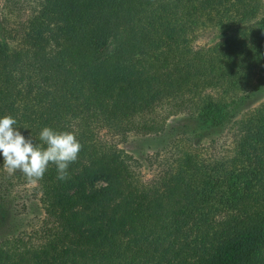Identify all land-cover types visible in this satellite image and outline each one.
I'll use <instances>...</instances> for the list:
<instances>
[{
    "label": "trees",
    "instance_id": "16d2710c",
    "mask_svg": "<svg viewBox=\"0 0 264 264\" xmlns=\"http://www.w3.org/2000/svg\"><path fill=\"white\" fill-rule=\"evenodd\" d=\"M261 8L262 0H39L20 30L0 15V116L34 144L47 126L73 131L82 146L67 179L50 164L32 181L44 212L36 244L15 223L14 189L29 180L0 165V264H264V104L230 116L208 92L242 93L243 109L264 91ZM212 28L225 39L195 50L197 32ZM162 106L182 115L176 125L145 120ZM227 127L230 154L184 151L144 186L99 141L101 131H166L194 145L198 129Z\"/></svg>",
    "mask_w": 264,
    "mask_h": 264
},
{
    "label": "rangeland",
    "instance_id": "374dc122",
    "mask_svg": "<svg viewBox=\"0 0 264 264\" xmlns=\"http://www.w3.org/2000/svg\"><path fill=\"white\" fill-rule=\"evenodd\" d=\"M39 0H0V15L5 22L7 28L12 30H20L21 26L34 14L38 7ZM264 0H262V8L259 19L264 16ZM225 39V34L219 29H203L197 32L193 39L192 47L196 50L208 49ZM213 93L215 98L225 102L228 107L227 111L230 116L239 112L236 117H245L247 114L264 104V91L258 95L254 102L247 104V107H240L236 104L239 96H223L221 91H208ZM168 106L158 108L157 111L146 118L150 123L166 122V124L176 125L178 119L182 115L173 117ZM171 116V117H170ZM236 119V118H235ZM138 121H143L139 119ZM182 123L180 124V126ZM198 133L202 135L199 140L200 144H190L184 137L173 136L168 132L164 133H137L130 132L126 137L121 134H114L110 131H101L99 141L108 148L119 150L128 162L133 176L141 185L152 184L159 179L169 168L173 167L179 155L182 152H195L204 158L218 159L231 153L232 142L235 136V129L227 127L222 131H210L206 129H198ZM195 142V140H194ZM36 184L32 181L23 182L16 186L15 193L18 204L15 209L18 216L15 217L16 229L25 236L30 244H36L39 239L40 227L44 212L42 206L35 197ZM35 190V191H34ZM27 203H24V202ZM25 204L24 206L22 204Z\"/></svg>",
    "mask_w": 264,
    "mask_h": 264
},
{
    "label": "clouds",
    "instance_id": "9594fccd",
    "mask_svg": "<svg viewBox=\"0 0 264 264\" xmlns=\"http://www.w3.org/2000/svg\"><path fill=\"white\" fill-rule=\"evenodd\" d=\"M16 125L12 116H0V165L33 181L42 179L51 164L58 180L67 179L69 165L77 160L82 147L76 134L45 126L39 132L41 143L34 144Z\"/></svg>",
    "mask_w": 264,
    "mask_h": 264
}]
</instances>
